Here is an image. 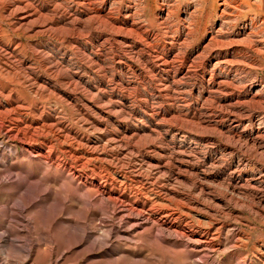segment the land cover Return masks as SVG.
Masks as SVG:
<instances>
[{"label":"rangeland","instance_id":"374dc122","mask_svg":"<svg viewBox=\"0 0 264 264\" xmlns=\"http://www.w3.org/2000/svg\"><path fill=\"white\" fill-rule=\"evenodd\" d=\"M144 1V20L161 38L163 31L156 25L163 17L159 8L163 0ZM16 2L0 3V264H264L263 215L241 210L235 218L228 208H194L187 225L178 221L173 229L168 225L169 231L154 216L148 224L136 221L138 211H143L138 204L149 200L151 206H159L156 198L166 199V189L178 192L179 203L185 200L187 205L186 200L194 197L213 206L191 190L195 176H188L186 183L177 181L149 162L159 156L153 145L166 146L163 136L183 144L194 139L189 134L184 139L179 133L174 136L168 125L191 135L212 132L178 118L154 121L151 107L160 104L144 84L129 91L130 101L120 98L121 86L107 79L104 71L124 76L123 71L103 63L92 51L94 63L85 60L86 54L73 47L77 37L68 21L59 22V27L64 25L60 31L50 28V22L65 20L67 2L57 15L50 2L25 0L44 15L19 30L6 16ZM113 2L105 3L113 9L117 7ZM118 3L125 7L132 0ZM170 5L176 10L167 27L171 32L188 10L186 0H170ZM211 7L206 2L198 10L194 52L218 22V12ZM255 13L250 11L247 17ZM90 25L101 33L100 27ZM79 38L85 41L86 33ZM92 42L94 48L104 45L101 38ZM71 63H80L83 82L71 77ZM263 77L262 68L258 78ZM157 124L161 128L154 127ZM142 128L160 136H143L128 146L129 133ZM211 188L212 196L223 193L216 184ZM197 235L205 238V247H192L189 238Z\"/></svg>","mask_w":264,"mask_h":264},{"label":"bare ground","instance_id":"6f19581e","mask_svg":"<svg viewBox=\"0 0 264 264\" xmlns=\"http://www.w3.org/2000/svg\"><path fill=\"white\" fill-rule=\"evenodd\" d=\"M5 1L8 0H0V3ZM40 1L52 3V10L57 15H61L62 3L67 2L62 11L65 20L50 22V28L61 30L64 25L59 27V22L68 21L67 26L77 37L73 47L86 54L83 56L85 60L94 63L90 56L92 51L103 63H110L123 71L124 76H119L104 69V76L121 86L120 98L130 101L129 91L136 90L140 83L144 84L150 97L160 104L151 107L154 121L178 118L212 132V136L191 135L168 125L174 136L179 133L184 139V135L189 134L194 139L183 144L181 140L176 142L174 137L166 140L167 137L162 135L166 146L158 148L153 145L159 156L147 159L152 167L170 173L177 181L186 183L189 182L188 176H195L190 183L191 190L206 197L213 206L187 197V205L183 199L184 207L177 201L178 192L166 189V199L156 198L159 206H151L149 200L138 204L143 211H138L136 221L143 220L148 224L154 216L166 224L165 230L169 231L168 225L173 229L178 221L186 224L188 213L194 208L207 211L228 208L235 218L241 210L264 216V77L263 80L258 78L259 71L264 70V15H259L264 12V0H186L188 13L173 25L171 32L167 27L176 10L172 9L170 0H163L159 7L163 17L156 25L163 31L160 36L163 40L152 33L153 24L144 20L147 8L144 0H132L125 7L120 6V0H114L113 5L117 7L113 9L106 5L107 0ZM206 2L218 12L215 14L218 22L194 52L191 45L197 13ZM27 5L25 0H17L15 8L6 12L18 30L43 18L42 11ZM250 11L258 13L247 17ZM91 23L97 29L100 27V34L88 28ZM82 32L86 33L85 41L79 38ZM93 38L103 39L104 45L99 46L100 49L94 48ZM105 46L109 50L105 51ZM85 60L84 67L87 66ZM70 66H73L70 75L74 81L83 82L84 76L78 71L80 63L76 66L71 63ZM161 125L154 127L159 129ZM129 134L126 137L128 146L143 136H160L148 128L133 130ZM200 142L207 144L208 148H201ZM212 184L223 189V193L212 196ZM145 207L148 209L144 210ZM183 227L180 226V230L185 234ZM185 235L188 238V234ZM189 241L195 249L203 248L206 243L205 238L198 235Z\"/></svg>","mask_w":264,"mask_h":264}]
</instances>
